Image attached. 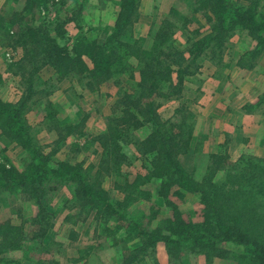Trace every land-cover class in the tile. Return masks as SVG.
<instances>
[{
  "label": "rangeland",
  "instance_id": "374dc122",
  "mask_svg": "<svg viewBox=\"0 0 264 264\" xmlns=\"http://www.w3.org/2000/svg\"><path fill=\"white\" fill-rule=\"evenodd\" d=\"M137 1L133 26L110 38L122 0H39L32 5L0 0V100L17 104L33 73L37 93L26 103L24 118L50 165L80 166L88 184L113 202L126 199L136 220L169 234L177 219L202 224L205 206L201 195L180 187L175 167L162 159L163 134L172 158L191 179L210 189L227 183L228 174L230 192L222 191L220 202L239 203L231 207L233 214L240 210L243 225L250 224L254 236L264 241V173L258 169L264 166V47L237 30L224 43L196 53L193 43L212 32L205 13L194 11L198 0ZM28 31L48 34L70 50L81 36L107 50L117 46L124 69L90 91L80 67L62 62L59 71L60 63H48L36 40L26 45L37 51L36 57L25 56L18 41ZM118 40L132 49L122 48ZM145 64L150 69L161 64L164 77L140 87ZM5 132L0 129V164L22 173L29 156ZM46 180L35 193L26 191L29 199L21 187L0 191V228L21 240L19 248L0 245V262L236 264L244 253L232 243L217 245L220 256L206 257L188 247L170 262L158 244L154 255L130 262L137 240L110 218L87 216L75 184Z\"/></svg>",
  "mask_w": 264,
  "mask_h": 264
},
{
  "label": "trees",
  "instance_id": "16d2710c",
  "mask_svg": "<svg viewBox=\"0 0 264 264\" xmlns=\"http://www.w3.org/2000/svg\"><path fill=\"white\" fill-rule=\"evenodd\" d=\"M37 1L39 0H28L27 5H32ZM137 3V0H122L120 2V11L110 38L119 37L124 33L126 27L133 26L134 22H132L131 16L136 10ZM263 8L261 0H249L247 6L228 0H198L194 11L205 13L207 21L211 23L212 32L203 40L193 43L194 51L201 53L213 43L222 44L231 33L237 30L247 31L257 45L264 47V13L261 12ZM159 39L156 41L158 42ZM32 40L39 43L37 50L47 58V62L49 59L48 63L52 65L55 63L59 65L60 63V66H58L59 71L62 70V62L65 65L80 67V74L84 75L85 85L90 91H93L94 87H99L105 83L109 79L108 77L115 73L114 71L117 73L124 69V67H121L122 57L118 56L114 49L117 46L107 50L104 44H98L96 41L81 36L77 38L74 48L72 47V50H70L69 48H61L56 39L48 34L39 36L28 31L22 33L18 43L20 46L25 47V56L29 55L32 58L36 57L37 51L34 49L27 50L26 47ZM119 45L122 48L132 49L130 45L122 42H119ZM161 46V43H159V48ZM174 55L183 57L180 52H175ZM84 58L89 61L90 66L84 63ZM41 60L45 61L42 58ZM145 65L138 85L140 87L149 82L154 83L157 77H164V74L159 71L161 64L154 65L152 69L149 68V64ZM33 69L36 70L37 68ZM59 71L58 76H64L65 71ZM31 74L33 75V73ZM32 75H28L25 79L23 95L17 104H8L0 100V129L5 130V135L11 137L21 146L30 160L28 167L22 173H19L13 167L8 168L0 164V191L10 187H21L25 199H29L25 194L26 191L32 190L30 194L35 193L38 190L37 185H41L44 180L48 181L46 179L62 181L60 182L62 184H75L77 186V197L80 200V205L86 207L87 216L92 215L94 219L108 220L110 218L113 222L119 224L127 235H131L132 239L137 240L138 249L131 255L130 262L141 261L144 257L154 255L158 244H161L162 250L169 261L174 262L183 255V251L187 250L188 247L192 252L194 250L204 252L206 253L205 256L209 257L214 256V253L220 256L221 250L217 248V245L232 243L237 247H242L244 251L243 255L237 258L236 264H243L242 260H246L249 264H264V241L254 236L255 228H253L252 233L250 224L243 225L240 210H236L238 214L235 215L232 212L231 207L234 208V206L237 207L240 204H233L228 200L220 202L222 191L230 190L226 188L229 179L228 174L227 183L220 186L213 185L210 189L206 188L204 184L202 185V183L191 179L172 158L171 150L166 146L168 140L163 134L160 135L159 139L162 159L165 160L167 165L175 167L176 174H179L178 183L183 190L201 195L202 203L205 206V215L204 222L200 225L185 223L181 219H177L176 224L172 228L169 227L171 231L169 234H164L162 229L159 228H147L146 225L140 223V219L136 220V211L135 213L127 211L130 202L124 203L126 199L123 202H113L104 190L88 184L80 166H72L68 163H58L56 167L51 166L49 156L44 155L40 148L33 143L25 123L26 103L37 93L33 89ZM142 98V94L138 96L139 101ZM180 127L184 128L183 125ZM106 141L107 139L104 143ZM258 169L263 170L264 173V166H258ZM4 227L0 228V245L5 247L11 244L14 248H19L21 240L17 238V235L5 234ZM69 232L73 231L70 230ZM2 252L3 250H0V253ZM2 260L0 262L2 264H14L13 260H8L9 262H3Z\"/></svg>",
  "mask_w": 264,
  "mask_h": 264
}]
</instances>
